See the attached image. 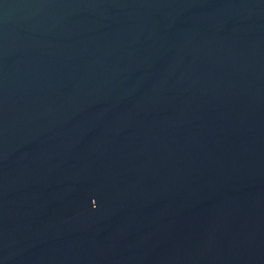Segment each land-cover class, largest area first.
I'll return each instance as SVG.
<instances>
[{
	"label": "water",
	"instance_id": "95a60500",
	"mask_svg": "<svg viewBox=\"0 0 264 264\" xmlns=\"http://www.w3.org/2000/svg\"><path fill=\"white\" fill-rule=\"evenodd\" d=\"M0 264H264V0H0Z\"/></svg>",
	"mask_w": 264,
	"mask_h": 264
}]
</instances>
